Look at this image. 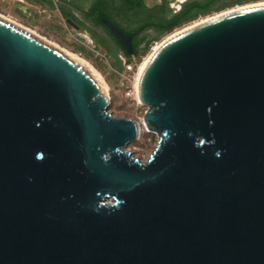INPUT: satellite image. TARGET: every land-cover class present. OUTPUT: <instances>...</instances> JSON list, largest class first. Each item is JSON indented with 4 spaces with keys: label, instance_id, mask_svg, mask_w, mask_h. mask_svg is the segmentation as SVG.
Returning a JSON list of instances; mask_svg holds the SVG:
<instances>
[{
    "label": "water",
    "instance_id": "obj_1",
    "mask_svg": "<svg viewBox=\"0 0 264 264\" xmlns=\"http://www.w3.org/2000/svg\"><path fill=\"white\" fill-rule=\"evenodd\" d=\"M137 82L141 120L112 115L91 69L0 17V264H264V4L162 41Z\"/></svg>",
    "mask_w": 264,
    "mask_h": 264
},
{
    "label": "rangeland",
    "instance_id": "obj_2",
    "mask_svg": "<svg viewBox=\"0 0 264 264\" xmlns=\"http://www.w3.org/2000/svg\"><path fill=\"white\" fill-rule=\"evenodd\" d=\"M263 2L264 0L235 2L198 15L159 35L153 29H147L142 33L149 39L146 50L139 57H130L128 61L119 46L114 44V47L112 46L114 52L110 53L95 40L88 30L68 23L55 5L38 4L32 0H0V17L13 22V24L16 23L15 25H19V27L30 29L64 51L76 54L103 84L108 95V111L115 116L129 117L140 121L146 106L141 104L138 98L135 85L137 72L144 58L157 43L175 30L203 18L212 17L237 7ZM86 3L84 2L85 5ZM170 3L174 4L175 0H171ZM56 5L58 4L56 3ZM124 24L127 23L124 22ZM101 33L103 34V32ZM117 61L123 64L121 70L115 67ZM156 142L157 134L140 124L138 137L130 141L126 148L133 156L145 160L152 152Z\"/></svg>",
    "mask_w": 264,
    "mask_h": 264
},
{
    "label": "trees",
    "instance_id": "obj_3",
    "mask_svg": "<svg viewBox=\"0 0 264 264\" xmlns=\"http://www.w3.org/2000/svg\"><path fill=\"white\" fill-rule=\"evenodd\" d=\"M32 1L39 4H51L50 0ZM239 1L243 0H184L179 10L172 11L167 4L161 3L147 7L142 0H91L88 5H85L83 1L71 2L69 9L59 3L58 9L60 14L65 19L69 18L76 27L88 30L110 53L114 52V44L120 48L121 46L117 38L101 23V17L110 18L126 33H133L131 42L133 53L129 54L121 48L128 61L130 57H139L146 50L149 39L142 35L145 30L153 29L159 35L198 15ZM87 21L100 27L103 34L86 24ZM115 67L121 70L123 64L117 61Z\"/></svg>",
    "mask_w": 264,
    "mask_h": 264
},
{
    "label": "bare ground",
    "instance_id": "obj_4",
    "mask_svg": "<svg viewBox=\"0 0 264 264\" xmlns=\"http://www.w3.org/2000/svg\"><path fill=\"white\" fill-rule=\"evenodd\" d=\"M258 4H264V2H263V3H256V4L245 5V6L237 7V8H235V9H239V8H243V7H248V6H252V5H258ZM235 9H230V10H228V11L235 10ZM228 11H224V12H228ZM224 12H222V13H224ZM222 13H219V14H222ZM219 14H217V15H219ZM1 18H3V17H1ZM208 18H210V17L203 18V19H201L200 21L193 22V23H191V24L185 25V26H183L182 28H179V29L175 30L174 32H172V33H170L169 35H167L163 40H161V42L164 41V40H166L167 38H169V37H171V36L177 34L178 32H180V31H182V30H184V29H186V28H188V27H190V26H192V25H194V24H197V23H199V22H202V21H204V20H206V19H208ZM3 19H5V18H3ZM5 20H7V19H5ZM7 21L13 24V22H11V21H9V20H7ZM15 24H16V23H15ZM15 24H14V25H15ZM16 26H19V25H16ZM20 28H23L25 31H27V32H29V33H31V34H33L35 37L41 39L42 41L46 42L47 44L51 45L52 47H54V48L60 50L62 53H64L66 56H68L69 58H71V59L74 60L75 62H77V63L83 65L84 67L86 66L87 68H89L88 65H86L85 62H83V61L81 60V58H79L76 54H73V53H70V52L64 51L62 48H59V47L55 46L56 44H54V43L48 41V40H47L46 38H44V37L39 36L38 34H36L35 32L31 31L30 29H25L24 27H21V26H20ZM161 42L157 43V44L154 46L153 49H155V48H156ZM151 52H152V51H151ZM151 52H150V53L144 58V60L142 61L141 65H140V67H139V70H138L137 79H138V76H139L141 70L143 69L144 65L146 64V62H147V60H148V58H149ZM137 83H138V82H137V80H136V84H135L136 87H137Z\"/></svg>",
    "mask_w": 264,
    "mask_h": 264
},
{
    "label": "crops",
    "instance_id": "obj_5",
    "mask_svg": "<svg viewBox=\"0 0 264 264\" xmlns=\"http://www.w3.org/2000/svg\"><path fill=\"white\" fill-rule=\"evenodd\" d=\"M76 1L87 2L86 5H88L89 2H90L91 0H50L51 5H55V6L57 7V9L59 8V3H60V4H63L64 7H66L67 9H69L70 3H71V2H76ZM142 1L144 2V4H145L147 7H153V6L159 5V4H161V3H163V4H167L168 6H170L169 3L171 2V0H142ZM56 3H57L58 5H56ZM38 4H39V3H38ZM58 10H59V9H58ZM75 14L78 15L77 12H75Z\"/></svg>",
    "mask_w": 264,
    "mask_h": 264
},
{
    "label": "built area",
    "instance_id": "obj_6",
    "mask_svg": "<svg viewBox=\"0 0 264 264\" xmlns=\"http://www.w3.org/2000/svg\"><path fill=\"white\" fill-rule=\"evenodd\" d=\"M183 1H184V0H175V3H174V4H173V3H169V5H170L172 11H177V10H179L180 5H181V3H182ZM129 68H130V65H129ZM137 73H138V72H137ZM135 80H136V78H135Z\"/></svg>",
    "mask_w": 264,
    "mask_h": 264
},
{
    "label": "flooded vegetation",
    "instance_id": "obj_7",
    "mask_svg": "<svg viewBox=\"0 0 264 264\" xmlns=\"http://www.w3.org/2000/svg\"><path fill=\"white\" fill-rule=\"evenodd\" d=\"M111 3V2H110ZM110 19V18H109ZM86 24H88L91 28H93L95 31H97L98 33H101L102 32V29L98 26H94L90 21H87ZM128 33V32H127ZM132 35L131 37V42H132V39H133V33H130Z\"/></svg>",
    "mask_w": 264,
    "mask_h": 264
}]
</instances>
